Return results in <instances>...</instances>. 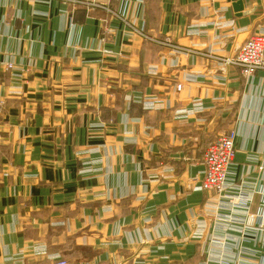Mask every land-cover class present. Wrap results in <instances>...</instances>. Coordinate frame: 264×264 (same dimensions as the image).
<instances>
[{
  "label": "crops",
  "instance_id": "1",
  "mask_svg": "<svg viewBox=\"0 0 264 264\" xmlns=\"http://www.w3.org/2000/svg\"><path fill=\"white\" fill-rule=\"evenodd\" d=\"M231 6L0 0V264H264V69L221 63L264 0ZM230 131L247 209L201 189Z\"/></svg>",
  "mask_w": 264,
  "mask_h": 264
},
{
  "label": "built area",
  "instance_id": "2",
  "mask_svg": "<svg viewBox=\"0 0 264 264\" xmlns=\"http://www.w3.org/2000/svg\"><path fill=\"white\" fill-rule=\"evenodd\" d=\"M161 46L169 48L174 53L181 50L172 45L168 40L156 41ZM221 63L239 70L242 77L248 78L256 72L264 69V33L252 34L230 56L223 58ZM12 65H6V70H11ZM181 85H176L180 91ZM235 156V133L230 131L216 137L208 143L202 154V162L205 174L201 181V189L215 195L219 200V208L227 205L243 207L247 209L250 197L243 195L234 202V199L226 194L227 172ZM259 228L264 227V211L253 216ZM54 264H67L63 259H58ZM202 264H214L205 262Z\"/></svg>",
  "mask_w": 264,
  "mask_h": 264
},
{
  "label": "water",
  "instance_id": "3",
  "mask_svg": "<svg viewBox=\"0 0 264 264\" xmlns=\"http://www.w3.org/2000/svg\"><path fill=\"white\" fill-rule=\"evenodd\" d=\"M228 2H231V7L234 11L235 14L239 15L242 10H243V6H242V0H227Z\"/></svg>",
  "mask_w": 264,
  "mask_h": 264
}]
</instances>
